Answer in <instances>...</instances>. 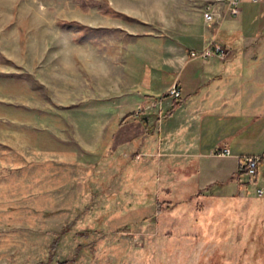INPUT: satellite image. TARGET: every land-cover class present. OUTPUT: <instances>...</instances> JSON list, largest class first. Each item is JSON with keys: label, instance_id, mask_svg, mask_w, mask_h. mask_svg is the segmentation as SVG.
<instances>
[{"label": "rangeland", "instance_id": "rangeland-1", "mask_svg": "<svg viewBox=\"0 0 264 264\" xmlns=\"http://www.w3.org/2000/svg\"><path fill=\"white\" fill-rule=\"evenodd\" d=\"M213 1L0 0V264H264V216L198 195L197 160L160 150L183 55L227 59L200 46L246 21L256 40L263 0L230 26L222 3L203 19Z\"/></svg>", "mask_w": 264, "mask_h": 264}, {"label": "crops", "instance_id": "crops-1", "mask_svg": "<svg viewBox=\"0 0 264 264\" xmlns=\"http://www.w3.org/2000/svg\"><path fill=\"white\" fill-rule=\"evenodd\" d=\"M262 2L249 15L253 17L254 42L247 37L252 28L246 21L240 38H236L240 30L229 29L222 37L216 30L212 39L208 37L200 46L202 49L214 43L217 37L216 43L228 52L227 59L183 55L179 72L169 81L176 84L180 92V96L173 99L179 102V106L175 113L164 119L160 135V150L168 152L176 145V150L183 149L185 158L197 160L196 165L193 164L195 166L189 164L182 172L180 169L177 171L195 176L193 181L198 195L202 194L200 191L211 189L213 197H223L226 205L233 206L229 214L236 215L237 219L240 217L250 228L264 216V194H256L257 188L264 190V160L259 163L255 176L248 175V182L245 183L240 179L243 174L240 173V160L245 156H264V72L246 69L245 64L249 54L255 55L256 64L264 62V51L261 50L264 46V0ZM244 3L241 4L240 14ZM239 15L231 17L227 25L234 23L232 19L244 23L243 15ZM227 25L226 29L230 26ZM253 45L255 49L249 51ZM230 82L236 83V86H231ZM247 83L254 88L248 87ZM166 100L170 102L171 99ZM189 105L193 107V114L187 112ZM191 114L193 117H190ZM173 117H179L178 121ZM191 125L197 128L194 137L187 140ZM220 147L228 148L230 155L215 156L213 151ZM250 204L255 208L249 214L253 215V219L248 222L243 215L249 212L247 208Z\"/></svg>", "mask_w": 264, "mask_h": 264}, {"label": "built area", "instance_id": "built-area-1", "mask_svg": "<svg viewBox=\"0 0 264 264\" xmlns=\"http://www.w3.org/2000/svg\"><path fill=\"white\" fill-rule=\"evenodd\" d=\"M253 3H257L261 0H250ZM243 0H214L211 3H208L204 6V10L202 13L203 19L205 21H212L213 19V14L215 13V7L217 6L216 4L222 3L225 4L229 14L231 16H237L241 10V3ZM211 49L207 48L205 52H203L201 55L202 57H206L210 55ZM214 53H217L218 55H222L224 52V48L221 46H214ZM190 56H194V52L189 53ZM171 93L178 98L179 97V92L176 89L175 86L171 88ZM214 155L218 157H226L230 155V150L226 147H220L214 150ZM264 160V156H258V155H251V156H245L240 160V169L245 170L246 174L251 176L254 174L256 171L258 165L260 162ZM256 194L258 196H262L264 194L263 188L259 187L256 190Z\"/></svg>", "mask_w": 264, "mask_h": 264}, {"label": "trees", "instance_id": "trees-1", "mask_svg": "<svg viewBox=\"0 0 264 264\" xmlns=\"http://www.w3.org/2000/svg\"><path fill=\"white\" fill-rule=\"evenodd\" d=\"M164 96H166V94H165ZM178 106H179V102L173 100L172 105H171V108L168 109V110H164V111L161 113V114H162V117H164V118L169 117V116L173 113V111H174ZM130 114H133V116L136 115V113H134V112H133V113H130ZM130 114H129V113H126V114L123 116V119L128 118ZM124 117H125V118H124ZM121 159H122L121 157H118V161H121ZM240 173H246V172H245V170L240 169ZM255 174H256V171L254 172L253 175H251V177H254ZM156 206H157V210H158V208H159L158 203H157ZM54 243H55V242L53 241V243H52V247L54 246V245H53ZM40 264H43V263L40 262Z\"/></svg>", "mask_w": 264, "mask_h": 264}]
</instances>
